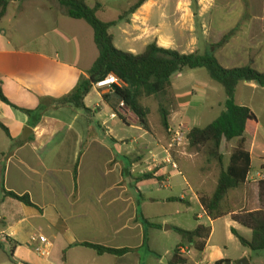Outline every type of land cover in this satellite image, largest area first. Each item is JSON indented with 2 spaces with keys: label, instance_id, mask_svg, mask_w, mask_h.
I'll list each match as a JSON object with an SVG mask.
<instances>
[{
  "label": "crops",
  "instance_id": "obj_1",
  "mask_svg": "<svg viewBox=\"0 0 264 264\" xmlns=\"http://www.w3.org/2000/svg\"><path fill=\"white\" fill-rule=\"evenodd\" d=\"M17 1H10L0 20V88L12 103L36 109L40 98L59 99L73 90L81 76L87 77L98 57V50L93 34L90 35L86 25L81 23L83 20L71 19L69 23L58 19L59 11L66 13L55 0L39 3L24 0L20 4ZM105 1L108 0H85V3L90 8L98 6L96 14H101L105 10ZM211 2L213 0H197L199 17L211 7ZM190 7L191 0L146 1L128 21L123 22L125 27L121 34L128 45L127 52L140 54L137 49L143 52L152 42L173 49L174 40L167 35L175 33V30L166 27L178 25L184 11L190 13L192 20L194 16ZM261 9L264 11V2ZM27 13L35 19L32 23L36 25L34 33L14 24L23 21L21 17ZM251 24L246 23L244 27L245 44L234 49L238 55L244 54L240 55L246 61L244 66L249 64L250 56L259 58L262 68L258 71L264 72V49L256 50L255 46L249 45L257 41L256 35L254 38L247 35ZM261 26V42H264V15ZM116 27L120 39V22L112 28ZM112 28L109 33L117 48L115 37L110 32ZM256 65L257 62L252 67L255 69ZM94 90L93 87L84 99L90 120L71 107L50 108L40 117L38 124L31 127L25 114L0 102V122L9 132V137L2 130L3 135H0V176L3 170L4 188L18 195L28 194L32 203L41 209L25 206L10 198H0V237L6 239L5 242L0 239V244L2 249L8 247L11 250L12 257L5 264H71L74 260L76 264H85L84 257L97 264H104V260L110 261L109 264H141L138 251L147 242L146 229L152 228L141 225L138 213L148 219L152 217V212H148L150 207L155 213L157 210L153 208L165 212L169 202L176 200L184 205L187 201L196 202L203 212L198 194L194 193L199 190L178 179L179 175L162 163L163 150L152 149L137 140L132 154L135 156L123 157L128 166L120 165L116 157L105 154L111 149L100 134L93 133L92 117L104 131V137L109 136L111 144L116 146L120 139L111 133L117 122L129 127L138 123L130 112L121 113L123 119H120L117 115L119 104L111 92L99 90L96 92L97 103L90 106L88 99ZM104 94L109 96L108 102L103 101ZM237 105L246 104L238 102ZM114 114L117 116L111 118ZM27 128L31 132L26 131ZM142 132L139 139L147 134ZM137 161H142L143 165L139 166ZM76 164L77 178L74 182ZM152 168L157 179L137 180L142 172L150 173ZM135 173L137 177H132ZM124 176L133 180L137 196L130 193L127 186L131 187L132 183L127 184ZM163 182H167V186L161 187ZM173 189H177V196L172 194ZM164 190H168L169 195L162 194ZM198 225L200 222L196 227ZM160 226L162 231L169 227L166 222ZM236 231L240 234L238 229ZM35 235H42L50 242L48 257L34 251L36 244L31 243L30 238ZM90 237L93 240H89ZM208 241L202 252L203 262L224 261L222 252L209 250ZM83 242L133 251L123 256L99 255L92 249L77 245ZM132 242L136 244H129ZM148 250L152 253L149 247ZM151 253L148 264H156L152 261L156 255ZM158 256L159 261L164 258L163 255Z\"/></svg>",
  "mask_w": 264,
  "mask_h": 264
},
{
  "label": "rangeland",
  "instance_id": "obj_2",
  "mask_svg": "<svg viewBox=\"0 0 264 264\" xmlns=\"http://www.w3.org/2000/svg\"><path fill=\"white\" fill-rule=\"evenodd\" d=\"M23 1L24 0H18L17 3L20 4ZM33 1L37 3L42 2V0ZM135 1L136 0L105 1L104 13L96 14V17L100 21H116L119 15ZM263 2L264 0H213V2H211V7L209 6L201 17L198 16L199 6L197 4L195 8L197 17H193L191 20L190 13L184 11L185 13L181 16L178 25L166 27L172 31L175 30V33L171 32L167 36L173 38V49L180 53H203L212 50L217 60L224 68L244 66L246 61H244V57H240V55L244 54L238 55L239 53L235 52L236 49L234 48L245 44L244 40L247 36H245L244 27L246 23L251 24L254 22L248 26L247 35L249 37L253 36V38L254 35H256L257 41H253L249 45L255 46L256 50L264 49V42H261L260 35L262 28L261 18L264 15V11L261 9ZM190 8L192 10V7ZM29 13H31V10ZM29 13L21 17L23 21H18V23L16 22L14 24L18 26L17 28H29V32L34 33L36 25L32 23L35 19L31 18ZM130 17L131 16L128 18ZM58 19L61 21H68L69 23L72 21L67 15L60 11L58 13ZM124 22H126V20ZM81 23L86 25L87 31L92 35L93 32L91 27L85 21ZM124 27L125 24L120 22V39L117 27L112 28L110 32L115 37L117 49L127 52L128 45L121 34V29ZM68 32L71 33V31ZM226 35H229V37L221 43L223 37ZM137 52L141 53L142 49H137ZM249 59L248 65L252 67V65L257 62L255 69L259 70L262 68L259 58L250 56ZM96 92H99V90H94L88 99L92 107L97 103ZM235 99L237 100V104L238 102L244 103L246 104L244 106L250 108L254 112L258 120V125L255 132L245 136L244 148L250 153L252 159V166L248 178L241 187L228 192L221 205V211L230 214L262 210L264 207V201H261L259 196V187L261 184H263L264 189V89H261L253 83H240L236 88ZM224 100L225 94L223 88L218 83L211 80L204 69L184 70L181 74H177L173 77L172 86L165 96L159 98H142L141 103L148 108L150 112L148 116L149 131H145L147 134H144L142 138L139 139L140 135L143 133V129L139 124H133V127H129L121 121H118L116 128H112L113 131L111 134L115 136V138L120 139V144L117 146L113 145L110 142V137H104V131L98 127L97 121L92 117L91 123L93 133L100 134L101 137L107 141L106 144L111 150L106 152V155L114 156L120 162V165L128 166L123 157L135 156L132 154L137 140L138 143L142 141L146 146H150L152 149L163 150L168 146L177 126L181 124L185 137L191 128H203L207 126L217 118L223 110ZM160 105L169 113L170 130L164 129L161 125L159 115ZM83 115L84 118L90 120L89 116ZM0 135H3L1 129ZM237 144L238 140L229 142L224 140L222 142L220 153L223 155V161L222 164L219 165L215 160L207 156L205 149L191 148L185 139L183 144L178 147L175 146L171 151L172 160L177 164L181 175L175 170L174 173L175 175H179L177 176L178 179H183L185 182H188L192 188L195 187L199 190L198 192H194L196 195L198 194V199L202 197H211L216 188L219 173L228 165L230 155L237 147ZM129 153L130 155H128ZM138 165L142 166L143 162H138ZM136 173L132 177H137ZM140 175H144V172ZM123 178L128 181L127 184L132 183V186L130 187L128 185L127 188L132 195L137 196L135 189L136 185L133 183V180L126 176ZM164 184V187L167 186V182H164ZM176 190L177 189H173L172 194L174 196H177L175 195ZM161 193L169 195L168 190H164ZM1 197L2 189L0 181V198ZM167 207L168 210L165 212L159 210V208H153L154 211L157 210V214L151 211L152 207H150L148 212H152V217L147 220L157 225H162L166 222L169 226H174L186 231L194 230L196 224L200 222L201 225H206L211 228L212 233L208 241L209 250L212 251L213 249H217L222 252L225 259L223 264H264V250L251 251L246 249L242 247L239 241L231 234V229H238L240 234L246 239L251 237L249 230L233 223L229 216L219 218L210 223L204 210L203 213L196 202L191 203L187 201V204L184 205L179 200H176L169 202ZM159 213H163L166 216H160ZM198 216H201V218H198ZM141 225L144 227L142 222ZM145 236L147 242L144 248L138 251L141 257V264L149 263L148 255L151 252L148 250V247L152 251L151 254L155 253L154 255L160 254L164 256L160 261L158 259L160 257L156 256V258H152L154 263L168 264L173 256L174 250L181 243L180 236L171 230L162 231L154 228L149 230L146 229ZM89 240H93V237H90ZM129 244L136 243L132 242ZM183 248L184 249L181 250L180 253L182 258L187 260L186 264H208L203 262L204 257L202 252H197L188 245ZM11 258V250L8 247L2 249L1 246L0 264L7 263L8 259L11 260ZM84 261L85 264H97V262H93L89 257H84ZM103 263L109 264L110 261L104 260ZM15 264L19 263L15 262ZM71 264H76L75 260L71 262Z\"/></svg>",
  "mask_w": 264,
  "mask_h": 264
},
{
  "label": "trees",
  "instance_id": "obj_3",
  "mask_svg": "<svg viewBox=\"0 0 264 264\" xmlns=\"http://www.w3.org/2000/svg\"><path fill=\"white\" fill-rule=\"evenodd\" d=\"M10 1L0 0V20L4 16ZM55 1L64 8L70 19L83 20L92 28L94 44L98 50L97 59L87 72V77L81 76L73 90L59 99L40 98L38 107L29 109L12 103L0 88V102L25 114L30 119L31 127L36 126L40 117L50 108L71 107L88 116L90 111L85 107L84 99L97 82L103 80L108 74H114L122 82V85H113L112 97L117 100L118 104L123 102L127 111L136 117L139 126L148 132L150 112L141 103L142 98L163 97L171 88L172 79L175 75L181 74L184 70L204 69L210 79L218 83L224 90L223 110L207 126L191 128L186 136L188 145L191 148L205 149L207 156L221 165L223 161V155L220 153L222 141L238 140V144L230 155L228 165L220 171L213 194L208 198H200L199 203L211 221L229 216L232 222L250 231L251 237L246 239L235 229H231V234L242 247L251 251L264 250V207L262 210L235 214L221 211L222 202L228 192L241 187L248 178L252 165L251 155L244 148L245 136L255 132L258 125L257 117L250 108L236 104V88L240 83H253L264 89V72H260L250 65L224 68L212 50L203 53L183 54L173 49L160 47L156 42L148 44L144 51L137 55L117 49L114 46L113 37L109 33L110 28L115 27L118 22L128 21L127 18L133 15L148 0H137L119 16L117 21L109 23L100 21L96 17L98 6L90 8L85 0ZM196 5L197 1L191 0L194 17H197ZM228 37L229 35L223 37L221 43L227 40ZM102 99L104 102H108L109 96L104 94ZM117 115L120 119H123L121 113H117ZM159 115L162 127L169 130V113L162 105L159 106ZM0 129L9 137L8 129L1 122ZM77 167L76 164L73 169L74 182L77 178ZM152 179H157L155 172L137 178V180ZM1 189L3 198H10L25 206L41 210L32 203L28 194L18 195L5 190L3 170ZM259 189L260 199L264 201L263 184L260 185ZM138 218L142 224L150 228H162L160 225L150 223L140 213H138ZM167 229L175 232L181 238V243L174 250L168 264H186L187 260L182 258L180 250L188 245L197 252H203L211 235V228L204 225H198L192 231L174 226H169ZM77 245L92 249L99 255L123 256L133 251V249L128 248L114 249L87 242L78 243ZM223 263L224 261L220 260L214 264Z\"/></svg>",
  "mask_w": 264,
  "mask_h": 264
},
{
  "label": "built area",
  "instance_id": "obj_4",
  "mask_svg": "<svg viewBox=\"0 0 264 264\" xmlns=\"http://www.w3.org/2000/svg\"><path fill=\"white\" fill-rule=\"evenodd\" d=\"M113 85L116 86H121L122 82L114 75V74H108L103 80L97 82L94 85V88L100 90V91H108L111 92ZM126 113L128 112L127 109L125 108L123 102L119 103V113ZM117 115H111V118H115ZM186 139L185 137V133L183 131L182 126L179 125V127H177L176 130H174L173 132V136L172 139L170 140V142L168 143V146L163 149V153H164V158L162 163L169 165L171 167L172 170H175L178 172V174L181 175V173L178 170V166L177 164L172 160L171 157V151L175 146H180L181 144H183L184 140ZM154 168V167H153ZM152 169H149V172L153 171ZM164 182L161 183V187H164ZM0 239L2 241L5 242V237H0ZM31 243L36 244L34 251L42 256V257H48L50 255L49 252V247H50V242L48 241V239L42 235H35L32 236L30 238ZM183 250V249H181ZM180 250V252H181Z\"/></svg>",
  "mask_w": 264,
  "mask_h": 264
},
{
  "label": "water",
  "instance_id": "obj_5",
  "mask_svg": "<svg viewBox=\"0 0 264 264\" xmlns=\"http://www.w3.org/2000/svg\"><path fill=\"white\" fill-rule=\"evenodd\" d=\"M26 131H29V132H31V129L27 128V129H26Z\"/></svg>",
  "mask_w": 264,
  "mask_h": 264
}]
</instances>
